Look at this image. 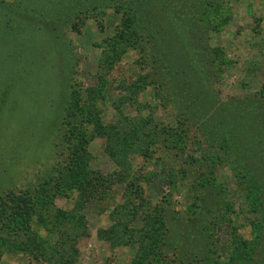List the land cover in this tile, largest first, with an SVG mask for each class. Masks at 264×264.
Masks as SVG:
<instances>
[{"label": "rangeland", "instance_id": "1", "mask_svg": "<svg viewBox=\"0 0 264 264\" xmlns=\"http://www.w3.org/2000/svg\"><path fill=\"white\" fill-rule=\"evenodd\" d=\"M106 1L0 34V264H264V0ZM83 154L114 186L64 243Z\"/></svg>", "mask_w": 264, "mask_h": 264}, {"label": "trees", "instance_id": "2", "mask_svg": "<svg viewBox=\"0 0 264 264\" xmlns=\"http://www.w3.org/2000/svg\"><path fill=\"white\" fill-rule=\"evenodd\" d=\"M101 2L108 3L106 0H0V34L3 35V30L5 32L10 29H12L13 33L16 31L19 32V29L24 30L27 26L28 28L32 26H34V28L40 27L39 30L47 29L49 27L57 29V24H73V28L77 29L85 25L84 22H80V20L84 18V14L95 12L96 8H98V3ZM60 11H68L69 13L56 16V12L60 13ZM34 18L39 19L41 23L33 24L32 19ZM15 72L18 73L19 69H16ZM250 134L253 136V134H255L254 130L250 131ZM244 139L247 148L249 145L252 148L256 147L247 134L246 137L244 136ZM240 157L239 160L242 165L247 166V160H245L243 156ZM67 172L71 181V186H73L77 193V200L74 209L77 214L75 213L70 217V219H73L71 224L74 228L76 227V230L74 232L71 228L67 230L68 233L66 234L64 243L70 241L73 244V242H76L79 238V230L85 225L84 216L80 215V213L91 201L97 202L105 199L107 193L112 190L115 180L111 177L103 176L98 171H92L89 168V156L87 154L75 156L69 162ZM198 205V211L196 213L197 218H191L197 223L205 214L206 210L202 205ZM27 216L30 218L32 217L29 212H27ZM154 216H149L148 218L153 221L152 217ZM147 222V229L152 230V227L150 226L151 221ZM121 232V230H116L115 228L111 229L110 232L102 231L101 235H109L111 236L110 240H112L113 238H120ZM149 234L151 235L152 233ZM147 238L148 240H146ZM142 241V250L139 257L145 258L150 251L152 252L154 250V248L150 243L148 234L143 237ZM74 245H76V243L71 246L69 245L67 252H65V249L67 248L62 247L63 249L60 251L63 252L54 253L53 255H59L58 258H56L55 263L74 264L75 260L72 257L74 255L73 253H78V250Z\"/></svg>", "mask_w": 264, "mask_h": 264}]
</instances>
